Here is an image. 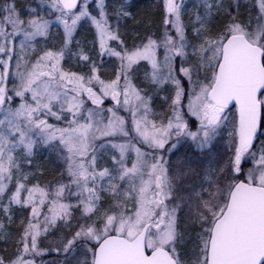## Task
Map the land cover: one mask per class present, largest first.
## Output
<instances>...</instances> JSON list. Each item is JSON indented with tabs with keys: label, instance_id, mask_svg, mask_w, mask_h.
Here are the masks:
<instances>
[{
	"label": "snow or ice",
	"instance_id": "1",
	"mask_svg": "<svg viewBox=\"0 0 264 264\" xmlns=\"http://www.w3.org/2000/svg\"><path fill=\"white\" fill-rule=\"evenodd\" d=\"M133 9L0 0V264H264V0Z\"/></svg>",
	"mask_w": 264,
	"mask_h": 264
},
{
	"label": "trees",
	"instance_id": "2",
	"mask_svg": "<svg viewBox=\"0 0 264 264\" xmlns=\"http://www.w3.org/2000/svg\"><path fill=\"white\" fill-rule=\"evenodd\" d=\"M134 4V12L139 19L144 20L145 18L150 17L153 23L159 21V11H158V0H132ZM137 27V25L130 21L129 28Z\"/></svg>",
	"mask_w": 264,
	"mask_h": 264
},
{
	"label": "rangeland",
	"instance_id": "3",
	"mask_svg": "<svg viewBox=\"0 0 264 264\" xmlns=\"http://www.w3.org/2000/svg\"><path fill=\"white\" fill-rule=\"evenodd\" d=\"M159 1V0H158ZM195 2V0H187L188 7H191V5Z\"/></svg>",
	"mask_w": 264,
	"mask_h": 264
}]
</instances>
